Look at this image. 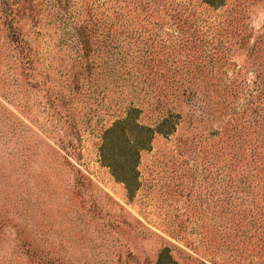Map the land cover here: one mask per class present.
Wrapping results in <instances>:
<instances>
[{
    "label": "rangeland",
    "instance_id": "rangeland-1",
    "mask_svg": "<svg viewBox=\"0 0 264 264\" xmlns=\"http://www.w3.org/2000/svg\"><path fill=\"white\" fill-rule=\"evenodd\" d=\"M262 32L264 0H0V264H264ZM128 108L180 116L132 191L100 156Z\"/></svg>",
    "mask_w": 264,
    "mask_h": 264
},
{
    "label": "trees",
    "instance_id": "trees-1",
    "mask_svg": "<svg viewBox=\"0 0 264 264\" xmlns=\"http://www.w3.org/2000/svg\"><path fill=\"white\" fill-rule=\"evenodd\" d=\"M202 2L213 8H218L220 6L225 5L226 0H202ZM110 8L112 14L115 15V17L113 16V19L109 18L106 20L108 23L107 27L109 29L116 27L115 19L118 17L117 10H112V7ZM234 21L235 17L230 20V24L234 25V27H237V24H235ZM225 24L226 21L224 18L222 21H220V26H224ZM247 37L248 36H242L241 40H243V42H246ZM80 40L84 41V45L89 43V38H87L85 34H82V36H80ZM249 51L251 54H254L256 55V57L260 58V63H258V65L255 67L253 77L247 80V83L245 82L247 84V87H249L247 88V92L249 94L255 93L257 95V98L262 99L264 98V32L256 35L253 38L249 45ZM113 63L115 65L118 63V61L111 60L110 64L112 65ZM111 65L110 67H112ZM87 75L90 77L91 74ZM93 75L94 73H92L91 76ZM85 78L86 77H84L81 73L75 74L73 76V81L75 82L76 89H80L86 85L84 81ZM163 80L165 85L168 86L169 92L172 90V88H175L177 85V80L173 76H169L167 77V79ZM163 86L164 85L161 83L159 94L164 91V88L162 89ZM187 89L188 91L185 90L183 94H187L190 97L193 92L188 87ZM252 102L253 101H251L250 103ZM258 109L259 110L257 111L255 107H252V111H257L256 113L258 114V117L256 119L257 126L259 129L262 128L264 131V112L262 113L261 105L258 106ZM139 113L140 110L136 108H128L124 118L117 119L112 124V126H110L104 131V135L102 137L103 141L100 146V156L102 162L110 168L112 174L119 181L125 183L129 191H132V187H134L136 177V164L139 158L140 151L150 148L151 140L154 136V133H162L164 135H169L173 133L180 118L178 114L175 115V117L173 115H169L160 120L156 124V127L151 128L146 125H143L138 121ZM253 132L256 133V130L254 129ZM260 133L261 132H259L258 135L262 134Z\"/></svg>",
    "mask_w": 264,
    "mask_h": 264
}]
</instances>
